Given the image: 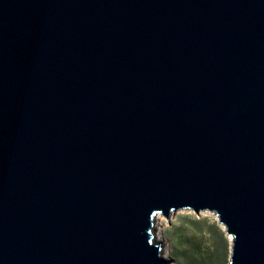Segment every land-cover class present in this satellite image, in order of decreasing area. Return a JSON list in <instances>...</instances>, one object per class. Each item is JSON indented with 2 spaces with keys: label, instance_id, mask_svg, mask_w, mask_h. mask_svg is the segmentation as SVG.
Returning a JSON list of instances; mask_svg holds the SVG:
<instances>
[{
  "label": "water",
  "instance_id": "obj_1",
  "mask_svg": "<svg viewBox=\"0 0 264 264\" xmlns=\"http://www.w3.org/2000/svg\"><path fill=\"white\" fill-rule=\"evenodd\" d=\"M177 210L264 264V0H0V264H169Z\"/></svg>",
  "mask_w": 264,
  "mask_h": 264
},
{
  "label": "rangeland",
  "instance_id": "obj_2",
  "mask_svg": "<svg viewBox=\"0 0 264 264\" xmlns=\"http://www.w3.org/2000/svg\"><path fill=\"white\" fill-rule=\"evenodd\" d=\"M169 264H227L230 236L212 212L177 210L156 221Z\"/></svg>",
  "mask_w": 264,
  "mask_h": 264
},
{
  "label": "bare ground",
  "instance_id": "obj_3",
  "mask_svg": "<svg viewBox=\"0 0 264 264\" xmlns=\"http://www.w3.org/2000/svg\"><path fill=\"white\" fill-rule=\"evenodd\" d=\"M222 226H223V225H222ZM159 236H161V231H159L158 237H159ZM230 244H231V237H230ZM164 252H165V253H163V256H164L165 258H167V256H166L167 253H166V251H164Z\"/></svg>",
  "mask_w": 264,
  "mask_h": 264
}]
</instances>
